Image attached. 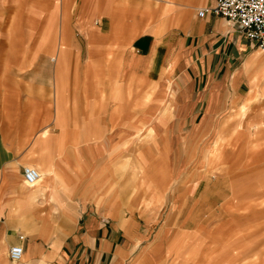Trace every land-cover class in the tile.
<instances>
[{
    "label": "crops",
    "instance_id": "0c3cea01",
    "mask_svg": "<svg viewBox=\"0 0 264 264\" xmlns=\"http://www.w3.org/2000/svg\"><path fill=\"white\" fill-rule=\"evenodd\" d=\"M210 1L0 0V264H165L162 197L150 213L136 186L248 89L260 50L198 16Z\"/></svg>",
    "mask_w": 264,
    "mask_h": 264
},
{
    "label": "rangeland",
    "instance_id": "374dc122",
    "mask_svg": "<svg viewBox=\"0 0 264 264\" xmlns=\"http://www.w3.org/2000/svg\"><path fill=\"white\" fill-rule=\"evenodd\" d=\"M246 62L248 89L192 138L182 134L172 168L149 174L155 185L136 186L150 213L162 197L153 230L167 245L165 264H264V51ZM121 175L135 181L140 167Z\"/></svg>",
    "mask_w": 264,
    "mask_h": 264
},
{
    "label": "built area",
    "instance_id": "2783aa9c",
    "mask_svg": "<svg viewBox=\"0 0 264 264\" xmlns=\"http://www.w3.org/2000/svg\"><path fill=\"white\" fill-rule=\"evenodd\" d=\"M211 13L222 16L255 47L264 51V0H211L197 10V15ZM22 181L33 186L40 178L39 171L33 166L22 167ZM22 255L20 245H11L7 250L8 259L18 262Z\"/></svg>",
    "mask_w": 264,
    "mask_h": 264
},
{
    "label": "bare ground",
    "instance_id": "6f19581e",
    "mask_svg": "<svg viewBox=\"0 0 264 264\" xmlns=\"http://www.w3.org/2000/svg\"><path fill=\"white\" fill-rule=\"evenodd\" d=\"M39 173H40V171H39ZM40 178H41V173H40ZM40 178L38 179V181L33 185V186H27L25 183V186L27 187V188H33L34 186H36V184L39 182V180H40Z\"/></svg>",
    "mask_w": 264,
    "mask_h": 264
}]
</instances>
